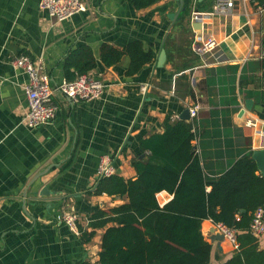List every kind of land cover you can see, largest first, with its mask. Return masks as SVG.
Instances as JSON below:
<instances>
[{"label": "crops", "instance_id": "crops-1", "mask_svg": "<svg viewBox=\"0 0 264 264\" xmlns=\"http://www.w3.org/2000/svg\"><path fill=\"white\" fill-rule=\"evenodd\" d=\"M39 1L0 0V264H94L104 228L86 239L91 215L124 202L93 193L100 157L109 155L115 173L135 178L132 162L145 156L141 141L162 133L168 114L175 121L196 107L189 119L193 144L209 175L264 148V8H258L264 2L233 0L228 13H214L202 26L189 15L184 32L176 25L183 0L141 9L127 0H84V11L62 21L51 19ZM191 2V12L209 11L217 0ZM197 36H213L218 44L199 56L192 49ZM136 39L156 53L152 62L132 75L128 56L102 64L103 43L123 48ZM81 44L93 50L98 63L89 73L105 88L99 98L72 101L56 85L65 78V57ZM161 49L166 55L158 66ZM18 54L43 60L58 105L49 124L29 128L21 121L27 77L11 63ZM188 58L187 68H176ZM156 197L163 205L172 194L162 190ZM69 211L77 213V233L58 219ZM201 226L212 247L208 264H220L235 249L226 240L211 241L210 219ZM258 240L264 248V234Z\"/></svg>", "mask_w": 264, "mask_h": 264}, {"label": "trees", "instance_id": "trees-1", "mask_svg": "<svg viewBox=\"0 0 264 264\" xmlns=\"http://www.w3.org/2000/svg\"><path fill=\"white\" fill-rule=\"evenodd\" d=\"M127 1L141 9L158 0ZM191 3L183 0L176 23L184 32L187 28L183 20L191 13ZM124 56L129 58L126 72L132 75L152 62L156 53L139 39L123 48L103 43L99 49L105 66L117 64ZM168 60L172 61L171 50ZM191 60L188 58L176 68L184 70ZM97 63L91 47L81 44L70 50L63 61L65 79L89 72ZM163 123L162 133L141 141L145 156L132 162L135 178L114 173L99 178L95 185L94 194L119 196L124 202L98 208L91 215L93 230L86 233V239L91 238L94 229L104 228L94 264H208L212 247L202 233L204 219L235 231L238 246L220 264H264V248L259 247V237L249 231L252 212L258 206L264 207V176L259 173L252 152L245 153L223 172L209 175L196 150L192 151L193 121H172L168 114ZM208 186L210 189L206 190ZM162 190L172 197L160 205L156 194Z\"/></svg>", "mask_w": 264, "mask_h": 264}, {"label": "built area", "instance_id": "built-area-1", "mask_svg": "<svg viewBox=\"0 0 264 264\" xmlns=\"http://www.w3.org/2000/svg\"><path fill=\"white\" fill-rule=\"evenodd\" d=\"M39 7L45 10L48 16L55 21L65 20L75 13L86 9L84 0H40ZM233 7V0H217L213 8L209 11H193L190 14L191 21H198L203 25V20L214 13H228ZM264 8V3L258 6ZM215 37L197 36L192 41V49L199 56H206L217 46ZM264 56V48L261 50ZM14 68L21 69L26 75L24 91L27 99V110L22 117V122L27 127H38L49 124L54 119L58 105L52 102V87L49 75L45 69L43 60L40 57L32 58L27 54H18L11 60ZM105 84L89 72L78 74L74 79H63L56 89L67 96L72 101L92 100L99 98L104 92ZM145 89V87H142ZM264 89V85H263ZM190 117L196 116V107H190ZM264 132V131H263ZM115 173V167L109 155L100 157L97 167L98 178L109 176ZM58 219L63 221L70 230L77 233V213L74 211L62 212ZM215 230L224 236V241H228L234 249L237 248L235 231L221 223H213ZM249 231L252 235L260 237L264 234V207L258 206L252 212L249 224Z\"/></svg>", "mask_w": 264, "mask_h": 264}, {"label": "water", "instance_id": "water-1", "mask_svg": "<svg viewBox=\"0 0 264 264\" xmlns=\"http://www.w3.org/2000/svg\"><path fill=\"white\" fill-rule=\"evenodd\" d=\"M192 27H200V23H192ZM165 49H161L160 51V54L158 55L157 57V65L160 66L162 65V63L164 62L165 60ZM250 101H247V107L250 108V104H249ZM180 118L182 119H186V120H189L191 119L190 118V115H189V109H185L181 115H180ZM196 149V146L194 145L192 147V151H195ZM252 157L253 159L255 160L256 162V165H257V169L259 171V173L264 176V148H260V149H257V150H254L252 152ZM210 232H211V241H216L218 244H220L221 242L224 241V236L223 234L217 232L214 228V226L211 227L210 229Z\"/></svg>", "mask_w": 264, "mask_h": 264}, {"label": "bare ground", "instance_id": "bare-ground-1", "mask_svg": "<svg viewBox=\"0 0 264 264\" xmlns=\"http://www.w3.org/2000/svg\"><path fill=\"white\" fill-rule=\"evenodd\" d=\"M224 242H226V241H224Z\"/></svg>", "mask_w": 264, "mask_h": 264}]
</instances>
